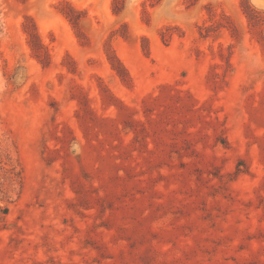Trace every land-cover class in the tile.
Segmentation results:
<instances>
[{
    "label": "rangeland",
    "instance_id": "rangeland-1",
    "mask_svg": "<svg viewBox=\"0 0 264 264\" xmlns=\"http://www.w3.org/2000/svg\"><path fill=\"white\" fill-rule=\"evenodd\" d=\"M0 188V264H264V0H0Z\"/></svg>",
    "mask_w": 264,
    "mask_h": 264
},
{
    "label": "trees",
    "instance_id": "trees-1",
    "mask_svg": "<svg viewBox=\"0 0 264 264\" xmlns=\"http://www.w3.org/2000/svg\"><path fill=\"white\" fill-rule=\"evenodd\" d=\"M19 175V173L15 172L12 176V179H15V177H17ZM0 191L3 192V190L0 188ZM4 212L7 213L8 212V207L4 208Z\"/></svg>",
    "mask_w": 264,
    "mask_h": 264
}]
</instances>
